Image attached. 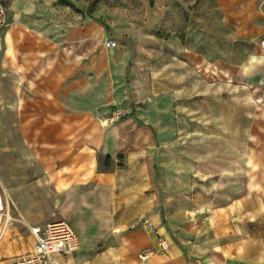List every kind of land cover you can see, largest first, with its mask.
I'll use <instances>...</instances> for the list:
<instances>
[{
    "label": "crops",
    "instance_id": "crops-1",
    "mask_svg": "<svg viewBox=\"0 0 264 264\" xmlns=\"http://www.w3.org/2000/svg\"><path fill=\"white\" fill-rule=\"evenodd\" d=\"M3 2L9 24L0 35V191L11 217L26 221L29 231L67 222L82 249L57 255L60 264H137L141 249L155 251L149 264H227L226 232L234 226L225 219L241 214L239 205L256 192L264 170V98L241 139L197 127L194 160L176 155L167 165L161 149L156 160L151 151L162 105L142 106L144 89L128 81V50L115 39L106 48L95 23L45 20L43 0ZM198 65L214 74L215 65ZM257 81L264 85V72ZM23 148L48 188L41 197L24 192L22 155L4 159V152ZM6 163L16 164L9 174ZM189 186L192 201L178 194ZM191 204L206 226L182 228L176 220ZM108 238L105 250L88 254ZM158 238L167 252H157Z\"/></svg>",
    "mask_w": 264,
    "mask_h": 264
},
{
    "label": "rangeland",
    "instance_id": "rangeland-1",
    "mask_svg": "<svg viewBox=\"0 0 264 264\" xmlns=\"http://www.w3.org/2000/svg\"><path fill=\"white\" fill-rule=\"evenodd\" d=\"M43 3L40 10L45 12V20L63 27L85 21L95 23L102 27L107 41L115 39L117 47L128 50V81L136 90L144 89L142 106L162 105L154 114V125L158 127L153 130L157 136L151 139L152 159L156 160V152L161 149L167 165L176 155L194 160L197 127L204 134L209 131L236 140L242 138L245 128H251L264 98V85L257 83L264 72V51L257 46L264 36V0ZM206 62L215 65L214 74L198 65ZM159 131H165L163 138ZM19 155L23 161L24 192L28 197L45 195L48 188L38 182L37 164L25 148L4 152V159L9 162ZM6 165L9 174L16 164ZM255 181L258 189L241 202L237 210L241 214L225 219L226 224L234 226L233 231L226 232L230 242L227 264H264V202L260 200H264V170L257 173ZM200 192L202 203L206 194ZM178 194H185L192 201L194 189L189 186ZM197 207L191 204L182 216L175 215L182 228H202L208 224L207 219L204 224L191 222V214L202 211ZM12 217V226L0 242L4 253L1 260L27 254L32 249L30 226L22 218ZM108 243H112L111 238L98 243L88 254L105 250Z\"/></svg>",
    "mask_w": 264,
    "mask_h": 264
},
{
    "label": "built area",
    "instance_id": "built-area-1",
    "mask_svg": "<svg viewBox=\"0 0 264 264\" xmlns=\"http://www.w3.org/2000/svg\"><path fill=\"white\" fill-rule=\"evenodd\" d=\"M9 24L7 10L3 0H0V35ZM259 48L264 50V36L257 42ZM106 48H113L116 43L106 41ZM202 215L198 210H195L190 220L193 223L204 224L206 218H200ZM13 218L9 213L8 204L6 203L3 194L0 191V239L5 236ZM143 223L147 224V220L143 219ZM30 234L34 240V246L30 253L20 255L13 258L0 260V264H60L56 258L59 254L74 253L79 249V240L76 233L70 225L63 221H52L47 223L42 228L30 229ZM157 252L165 253L168 251V244L163 238L157 240ZM155 254L152 249H142L137 255V264H149V259Z\"/></svg>",
    "mask_w": 264,
    "mask_h": 264
},
{
    "label": "bare ground",
    "instance_id": "bare-ground-1",
    "mask_svg": "<svg viewBox=\"0 0 264 264\" xmlns=\"http://www.w3.org/2000/svg\"><path fill=\"white\" fill-rule=\"evenodd\" d=\"M262 51H264V50H262Z\"/></svg>",
    "mask_w": 264,
    "mask_h": 264
}]
</instances>
